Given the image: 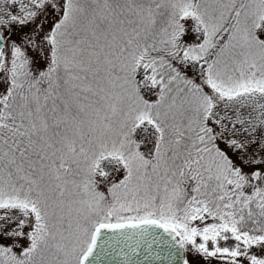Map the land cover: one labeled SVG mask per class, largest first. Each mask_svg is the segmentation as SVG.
Masks as SVG:
<instances>
[{
    "label": "snow or ice",
    "instance_id": "obj_1",
    "mask_svg": "<svg viewBox=\"0 0 264 264\" xmlns=\"http://www.w3.org/2000/svg\"><path fill=\"white\" fill-rule=\"evenodd\" d=\"M0 264H264V0H0Z\"/></svg>",
    "mask_w": 264,
    "mask_h": 264
}]
</instances>
